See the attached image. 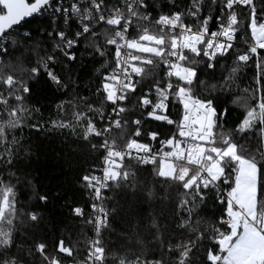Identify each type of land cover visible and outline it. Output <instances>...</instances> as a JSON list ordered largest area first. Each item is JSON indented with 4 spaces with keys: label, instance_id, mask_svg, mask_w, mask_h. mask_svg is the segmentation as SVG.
<instances>
[{
    "label": "snow or ice",
    "instance_id": "obj_1",
    "mask_svg": "<svg viewBox=\"0 0 264 264\" xmlns=\"http://www.w3.org/2000/svg\"><path fill=\"white\" fill-rule=\"evenodd\" d=\"M237 2L250 7V21L247 27L250 29L252 43L247 51L235 54L237 66L229 69V74L223 77V82L219 85L221 88L232 82L239 65L248 62L251 56L256 55L257 68L262 67L257 49H264V17H257L252 0H226L222 3L221 15L215 17L218 25L216 30L209 28L213 19L211 14L201 18L203 0H192L187 12L161 14L154 23L146 0H114L111 5L108 0H69V7L64 6V0H0V57L9 56V44L13 46V50L23 46L12 37L11 31L26 18L44 17L48 14V25L38 28L37 31L52 39L51 52L43 49L44 56L39 54L43 41L28 44L27 47L37 56V62L31 68L22 67L23 54L16 57L15 63L11 59L6 63L0 59V67L9 69L7 73L0 71V86L7 89V95L0 93V106L8 116V119L0 123V143L7 145V130L17 128L23 123L27 109L23 107L22 94L31 92L27 81L37 77L42 68L53 84L67 88L68 85L61 81L49 65L58 62V53L68 61L74 62V49L79 47L82 40L86 45L85 50L91 47L93 52L104 57L105 50L96 43L97 38L102 35L105 47H115V66L110 72L107 70V61L102 66L105 71L97 93L103 96V100L99 107L87 104V109L98 115L101 121L107 115L108 123L103 128H97L93 119L85 112H74L76 121L80 122L82 118L87 121L83 131L84 138L88 139L92 134L105 136L113 128L120 130L121 136L125 135L124 129L128 121L122 120L121 114L128 109L123 104L129 94L136 91L137 84L146 78L148 68L158 64L167 69L163 77L166 83L162 84L157 80L139 97L138 102L144 108L151 107V111L147 112L148 117L166 121L169 125L175 124L176 132L161 140V151L155 153L151 145L140 143L133 138L140 136L139 119L131 121L137 126L136 130L122 147L117 144L115 137H106L99 146L106 153L102 177H82L87 187L95 192L94 199L101 198V189L107 188L109 181L115 184L128 183L130 177H135V173L125 169L122 163L125 157L134 159L139 164H152L154 175L179 184L182 188L177 209L185 215L180 217L177 228L186 230L187 235L182 234L175 243H168V251L177 254L174 264H190L197 246L203 247L206 244L210 246L204 247V259L201 264H264V153L246 155L229 133H217L216 129H222L220 121L227 110L218 112L213 100L201 98L194 92L197 81L202 87L207 84L199 78L200 66L206 63L207 69L215 70L214 62L217 58L225 57L233 47L232 41L240 22L234 11L226 13L225 9L231 10ZM212 3H217V0H212ZM186 15L197 19L195 28L183 23ZM73 18L78 30L69 37L67 31L59 30L57 26L62 19L67 27ZM100 24L114 31L97 33L95 28ZM134 25L138 34L129 38L128 33ZM48 27L52 30L48 31ZM18 35L32 41L30 33ZM201 56L204 61L199 59ZM97 71L99 72V69ZM260 75L258 72V77ZM136 77L140 80H136ZM208 87L215 89L217 85ZM153 92L154 100L149 98ZM9 98H14L15 106L10 105ZM80 99L86 103V98ZM170 102L178 103L182 107L178 121H173L167 115ZM107 103L113 106L110 113L104 111L103 105ZM58 107L62 108L63 105ZM113 116L116 119H112ZM257 123L260 126L261 140L264 141V98L257 101L254 107L246 109L244 118L236 130H252ZM53 124L58 127L71 126L67 122L57 124L53 121ZM147 135L155 140L158 133L148 132ZM165 146L170 150L165 151ZM257 155L260 156L259 159ZM12 159L13 152L10 147L0 152V160L6 165L11 166ZM220 183L228 187L220 190ZM213 190L217 202L223 206V213L211 223L198 216L194 219L200 205L208 199L206 192ZM148 195L151 197V190ZM47 199V195L39 196L42 202ZM97 207L95 203L92 205L93 212L97 211ZM73 211L77 215L83 214L79 207ZM98 211L100 215H96L94 220H89L95 224L97 236L100 235L101 228L107 226L108 216L103 206H100ZM16 212L14 187L0 179V249L5 253L14 243L13 220ZM27 215L32 221L38 219L36 212ZM152 226L157 227L159 239L155 219ZM88 243L90 247L85 264H103L105 248L100 240H91ZM161 244L163 245V241ZM57 247L60 252L72 255V249L65 246L63 240L58 242ZM35 248L48 264H59L54 257L45 255L44 243H37ZM117 259L118 264H166L163 259L148 260L140 255H137L135 260H128L124 256ZM0 264H22V261L16 256H5L0 260Z\"/></svg>",
    "mask_w": 264,
    "mask_h": 264
},
{
    "label": "trees",
    "instance_id": "obj_2",
    "mask_svg": "<svg viewBox=\"0 0 264 264\" xmlns=\"http://www.w3.org/2000/svg\"><path fill=\"white\" fill-rule=\"evenodd\" d=\"M146 2L154 22L161 14L187 12L192 0H146ZM224 2L226 0H217V3L213 4L212 0H203L201 18L211 14L213 18L211 22L214 25L215 17L221 15L220 8ZM252 2L257 17H264V0ZM66 5L64 1V6ZM235 8L240 22L238 28L244 40L233 45L225 57L217 58L214 62L215 70L207 69L206 63L200 66L199 78L207 84L202 87L197 81L194 92L201 98L213 100L218 112L227 110L220 121L222 129L218 128L216 132L229 133L241 151L246 155H252L264 153V141L261 140L259 124L257 123L252 130L244 132L236 129L244 118L246 109L254 107L257 101L264 98V50H257L259 63L262 65L260 69L257 68V56H251L248 62L239 65V70L230 84H225L223 88L219 87L223 77L229 74V69L237 66L235 54L247 51L252 43L250 29L247 27L250 21V7L236 5ZM185 18L191 17L186 15ZM47 25L48 14H45L44 17H32L13 28L12 37L23 46L13 50V46L9 44V56L0 59L5 63L11 59L15 63L16 57L23 54L22 67L35 66L37 56L27 46L29 43L43 41L40 56L45 55L43 49L51 52L52 39L37 31L38 28ZM57 27L59 30L67 31L69 37L78 30L74 18L69 21L67 27L61 19ZM51 30V27H48V31ZM95 31L103 33L114 29L100 24ZM23 33H30L32 41L18 35ZM96 43L105 50L104 57L93 52L91 47L85 50L86 45L82 40L79 47L74 49L76 53L74 62L68 61L58 53V62L49 65L61 81L68 85L67 88L53 84L42 68L37 77L27 81L31 92L22 94L23 107L27 109L23 123L17 128L7 130V145L0 143V152H4L6 147H10L13 152L11 166L0 160V179L14 187L17 208L13 220L14 243L7 253L0 249V260L5 256H16L22 264H48L35 248L37 243H44L45 255L54 257L59 264L84 262L88 238L92 233L89 222L92 201L90 189L82 177L99 175L103 156V149L99 146L106 134L99 137L92 134L85 139L83 131L87 121L84 118L80 122L76 121L73 113L85 112L93 119L97 128L107 125L108 116L105 115L101 121L98 115L87 109V104L94 107L101 105L103 96L97 93V88L100 87L101 77L105 71L102 66L106 61L108 71L115 66L113 55L115 47H105L102 35L97 38ZM199 59L204 61L202 56ZM0 71L7 73L9 69L0 67ZM258 72L261 73L259 77ZM157 80H163V66L159 64L148 68L146 78L137 84L136 91L130 93L125 101L128 109L126 116L130 119L138 117L142 121L143 136H148V132H157L160 136L176 132L175 124L169 125L166 121L145 117L146 111L139 105V97ZM213 84L217 87L210 89L208 86ZM0 93L7 95L6 87L0 86ZM81 97L86 98V103L80 99ZM9 103L12 106L16 104L14 98H9ZM58 105L63 107L60 108ZM103 107L105 113H109L110 103L104 104ZM171 107L167 115L173 121H178L182 107L172 102ZM6 119L8 116L0 106V123ZM53 121L57 124L67 122L71 126L58 127ZM133 130L134 126L131 125L126 127L124 132L129 134ZM120 133V130H117L115 135ZM259 158L257 155V159ZM122 163L126 170L135 173V177H130L128 183L115 184L109 181L105 189L104 205L108 213V224L99 235V240L105 248L103 264H118L117 258L121 256L135 260L137 255L148 260L163 259L166 264H174L177 254L168 251V243L169 241L175 243L182 234L187 235L186 230L177 228L180 217L185 215L177 209L179 193L182 192L181 186L154 175L153 165L139 164L130 158H124ZM227 187L228 185L223 183L219 184L220 190ZM149 190L152 192L151 197L148 195ZM40 195H47V201H40ZM206 196L208 199L200 205L194 219L198 216L210 223L211 215L223 212V206L217 202L215 190L206 192ZM77 207L84 211L82 217L74 213L73 209ZM30 212L38 213L36 221L28 217L27 214ZM153 219L159 229V239L157 227L152 226ZM61 240L65 246L72 249L71 256L59 251L57 244ZM207 246L210 245H204ZM195 256L202 261L204 250H194L193 257Z\"/></svg>",
    "mask_w": 264,
    "mask_h": 264
},
{
    "label": "built area",
    "instance_id": "obj_3",
    "mask_svg": "<svg viewBox=\"0 0 264 264\" xmlns=\"http://www.w3.org/2000/svg\"><path fill=\"white\" fill-rule=\"evenodd\" d=\"M64 1L67 3V5H66L65 7H69V0H64ZM252 1H253V0H252ZM108 3L111 5L112 3H114V0H108ZM236 5H246V4H241V3H239V2L234 3L232 9H231V10L226 9L225 12L227 13L228 11H234V12L236 13V15H237V19H238V14H237V11H236V8H235ZM117 6H118V5H117ZM211 21H212V20H211ZM211 21H210V23H209V28H210L211 30H216L217 27H218L216 21L214 22V25H212L213 22H211ZM153 23H154V22H153ZM183 23L188 24V25H192L193 28H195L198 22L196 21V18L191 17L190 19H186V18L184 17V19H183ZM177 31H178V30H177ZM137 34H138V33H137V29H136V27H135V25H134V26L130 29V31H129V33H128V36H129V38H132V37H135ZM242 40H244V36H243V34L241 33L240 29L238 28L237 33L235 34L234 40L232 41V44L235 45L236 43H238L239 41H242ZM257 50H264V49H259V48H258ZM166 70H167V69H166L165 67H163V77H164V73H165ZM109 72H110V71H109ZM135 79H136V80H139L140 78H139V77H136ZM160 81H161L162 84H163V83H166L165 80H160ZM173 82H175V77H173ZM153 84H154V83H153ZM153 84H152V85H153ZM152 85H151L146 91H148V90L152 87ZM146 91H145V92H146ZM154 97H155V93L153 92L152 96H150L149 98L154 100ZM139 105H140V104H139ZM123 106L126 108L125 102H124ZM140 106H141V105H140ZM112 107H113V106L110 104V110H109V113L112 111ZM141 108H142V109H145V111H146L145 117H148V116H147V112H148V111H151V107L144 108V107L141 106ZM171 108H172V107H171V102H170V103L168 104V110L171 109ZM126 113H127V112L121 114V118H122V120H127V121H128V125H127V127H129V126L133 125V124L131 123L132 120H134V119H139V118H138V117H135V118H131V119H130L129 117L126 116ZM112 119H116V117L113 116ZM139 120H140V119H139ZM107 123H108V122H107ZM141 123H142V121H141ZM133 126H134V130H133L131 133L126 134V135H123V136H121V133H120L119 135H115V132H116L118 129L113 128L112 131H111L110 133L106 134L105 138L107 137V138L111 139L112 137H115V138H116V141H117V144L120 145V146L122 147L123 144L126 143V141H127V139L129 138V136H131V134H132L133 132H135L137 126H136V125H133ZM139 127H140V136H139V137H133V138H134V139H137L140 143L151 145V149H152V151H153L154 153H155V152H160V151H161V145H160V141H161V140L167 139L168 137L172 136L173 133H175V132H171L170 135H168V136H160V134H158L157 138H156L155 140H153V139L149 138L148 136H143V135H142L143 132H142L141 124H140ZM105 138H104V139H105ZM103 142H104V141H103ZM102 149H103V148H102ZM164 150H165V151H168V150H170V149L167 148V146H165ZM135 154H136V153L134 152L133 155H135ZM105 155H106V153H105V150L103 149L102 163H101V166L99 167V175H98L97 177H102V175H103V168H104V162H103V161H104V157H105ZM125 158H128V157H125ZM145 165H146V164H145ZM148 165H152V164H148ZM105 189H106V188H102V189H101V198H100V199H94V197H95V192H94L93 190L90 189V198H91V201H92V205L95 203V204H97V206H98L96 212H93V209H92V213H91V217H90V219H93V220H94V217H95L96 215H100V213H99V211H98V208H99L100 206H103V207L105 208V210H106V207H105V205H104V201H105ZM106 212H107V211H106ZM82 213L84 214V211H83V210H82ZM83 214H82V215H79V216L82 217ZM90 224H91V227H92V233H90V236H89V238H88V242L91 241V240L99 239V236L96 235L95 224H94V223H90ZM107 224H108V216H107ZM103 228H104V227H102L101 230H102ZM88 242H87V246H86V255H85V258H84V262H83V264H85V262H86V258H87V256H88V249H89V247H90V245H89Z\"/></svg>",
    "mask_w": 264,
    "mask_h": 264
},
{
    "label": "rangeland",
    "instance_id": "obj_4",
    "mask_svg": "<svg viewBox=\"0 0 264 264\" xmlns=\"http://www.w3.org/2000/svg\"><path fill=\"white\" fill-rule=\"evenodd\" d=\"M133 54H134V52H133ZM125 135H126V134H125ZM222 213H223V212H220V213L215 212V214H212V215H211V219H212V221L215 220V219H218L219 216H220ZM210 223H211V222H210ZM197 249H199V250L202 251V250H204V246L202 247V246L198 245ZM197 249H196V250H197ZM193 255H194V252H193V254H192V257H191V260H190V264H201L200 258H197L196 256L193 257Z\"/></svg>",
    "mask_w": 264,
    "mask_h": 264
},
{
    "label": "water",
    "instance_id": "obj_5",
    "mask_svg": "<svg viewBox=\"0 0 264 264\" xmlns=\"http://www.w3.org/2000/svg\"><path fill=\"white\" fill-rule=\"evenodd\" d=\"M30 18H32V17H29V18H26L24 21H22L21 23H23V22H25V21H27L28 19H30ZM20 23V24H21ZM16 26H14V28H15Z\"/></svg>",
    "mask_w": 264,
    "mask_h": 264
}]
</instances>
